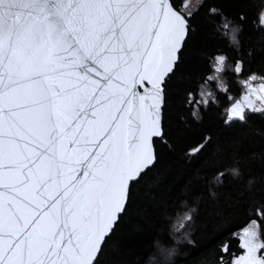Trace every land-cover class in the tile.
Returning <instances> with one entry per match:
<instances>
[{
  "label": "snow or ice",
  "instance_id": "6c2138e0",
  "mask_svg": "<svg viewBox=\"0 0 264 264\" xmlns=\"http://www.w3.org/2000/svg\"><path fill=\"white\" fill-rule=\"evenodd\" d=\"M201 14L226 46L180 107L194 120L223 108L228 127L264 117V68L228 54L241 29L210 0H0V264H101L135 186L162 161L171 85ZM202 141L190 155L213 144ZM228 172L241 175L218 168L213 180ZM240 200L215 264H264V186ZM193 211L178 214L176 240L189 239ZM174 252L158 240L153 264Z\"/></svg>",
  "mask_w": 264,
  "mask_h": 264
},
{
  "label": "trees",
  "instance_id": "16d2710c",
  "mask_svg": "<svg viewBox=\"0 0 264 264\" xmlns=\"http://www.w3.org/2000/svg\"><path fill=\"white\" fill-rule=\"evenodd\" d=\"M210 2L240 26L239 48L229 45L228 54L245 56L255 70L264 68V29L258 26L264 0ZM215 23L201 14L194 24L185 69L171 85L169 137L160 147L162 161L135 186L129 211L105 247L101 264H153L161 239L175 249L174 264H215L216 250L223 243H234L226 225H235L240 217L241 194L264 186V117L253 115L245 126L228 127L222 123L223 108L214 107L194 120L180 107L183 90L206 58L226 46ZM205 136L212 137L210 149L190 155L189 149ZM232 167L239 168V177L228 172L222 183L213 180L218 168ZM188 209L194 210L189 239L176 240L172 225Z\"/></svg>",
  "mask_w": 264,
  "mask_h": 264
}]
</instances>
